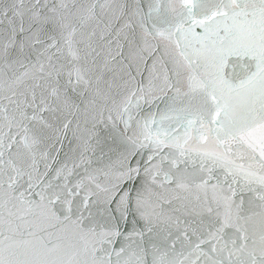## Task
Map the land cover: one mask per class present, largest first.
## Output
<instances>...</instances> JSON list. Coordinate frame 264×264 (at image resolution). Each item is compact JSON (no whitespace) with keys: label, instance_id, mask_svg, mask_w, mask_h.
Instances as JSON below:
<instances>
[{"label":"snow or ice","instance_id":"snow-or-ice-1","mask_svg":"<svg viewBox=\"0 0 264 264\" xmlns=\"http://www.w3.org/2000/svg\"><path fill=\"white\" fill-rule=\"evenodd\" d=\"M0 264H264V0H0Z\"/></svg>","mask_w":264,"mask_h":264}]
</instances>
